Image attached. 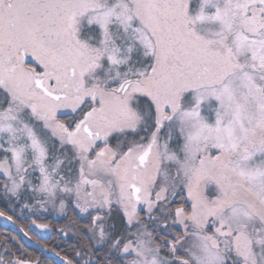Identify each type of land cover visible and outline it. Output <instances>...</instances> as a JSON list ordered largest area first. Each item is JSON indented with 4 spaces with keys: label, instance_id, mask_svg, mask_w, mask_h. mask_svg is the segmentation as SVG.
I'll return each instance as SVG.
<instances>
[{
    "label": "snow or ice",
    "instance_id": "snow-or-ice-1",
    "mask_svg": "<svg viewBox=\"0 0 264 264\" xmlns=\"http://www.w3.org/2000/svg\"><path fill=\"white\" fill-rule=\"evenodd\" d=\"M0 194L59 264H264V0H0Z\"/></svg>",
    "mask_w": 264,
    "mask_h": 264
},
{
    "label": "trees",
    "instance_id": "trees-1",
    "mask_svg": "<svg viewBox=\"0 0 264 264\" xmlns=\"http://www.w3.org/2000/svg\"><path fill=\"white\" fill-rule=\"evenodd\" d=\"M35 207L31 209L22 208L19 203H13L12 201L6 199L2 194H0V211L5 212L6 216H12L16 221V225L20 228L23 227L29 230V234L32 237V241L46 248L51 252L60 251L62 254L71 252V245L75 243L77 237L73 236L74 228L71 227L72 217H56L50 211L39 212ZM35 220L36 223L48 224L49 230L44 235V239H37L36 229L32 225V221ZM32 225L31 228L29 226ZM60 228H65L69 235L66 237L63 232H58ZM8 241L10 246L19 247L20 243L25 245L26 254H30L33 258H39L41 264H56L53 260L40 253L38 250L30 246L28 241L23 237L15 233L10 228H3L0 226V243ZM20 242V243H17Z\"/></svg>",
    "mask_w": 264,
    "mask_h": 264
},
{
    "label": "water",
    "instance_id": "water-1",
    "mask_svg": "<svg viewBox=\"0 0 264 264\" xmlns=\"http://www.w3.org/2000/svg\"><path fill=\"white\" fill-rule=\"evenodd\" d=\"M0 226L3 228H10L18 235L23 236L28 241L31 247L53 260L56 264H59L58 258L54 255L53 252L47 250L46 248H43L34 241L29 240L27 237H25L23 233L19 231V227L16 224H12L11 222L7 221L4 217H0Z\"/></svg>",
    "mask_w": 264,
    "mask_h": 264
},
{
    "label": "rangeland",
    "instance_id": "rangeland-1",
    "mask_svg": "<svg viewBox=\"0 0 264 264\" xmlns=\"http://www.w3.org/2000/svg\"><path fill=\"white\" fill-rule=\"evenodd\" d=\"M36 208V210L37 211H41V212H44V211H50L53 215H55L57 218L58 217H61V216H63L61 213H59L57 210H55V209H53V208H51V207H48L47 208V210H44V209H41V208H39V207H35ZM34 208V209H35ZM37 232H39V233H41V234H43V235H45L47 232H42L41 230H38Z\"/></svg>",
    "mask_w": 264,
    "mask_h": 264
},
{
    "label": "flooded vegetation",
    "instance_id": "flooded-vegetation-1",
    "mask_svg": "<svg viewBox=\"0 0 264 264\" xmlns=\"http://www.w3.org/2000/svg\"><path fill=\"white\" fill-rule=\"evenodd\" d=\"M37 239H44V235L41 233H37Z\"/></svg>",
    "mask_w": 264,
    "mask_h": 264
}]
</instances>
